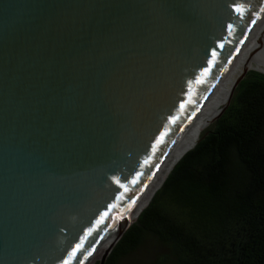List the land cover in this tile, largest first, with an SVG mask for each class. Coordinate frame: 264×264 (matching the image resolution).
Wrapping results in <instances>:
<instances>
[{"label":"water","instance_id":"95a60500","mask_svg":"<svg viewBox=\"0 0 264 264\" xmlns=\"http://www.w3.org/2000/svg\"><path fill=\"white\" fill-rule=\"evenodd\" d=\"M263 19L264 0H0V264H86Z\"/></svg>","mask_w":264,"mask_h":264},{"label":"trees","instance_id":"16d2710c","mask_svg":"<svg viewBox=\"0 0 264 264\" xmlns=\"http://www.w3.org/2000/svg\"><path fill=\"white\" fill-rule=\"evenodd\" d=\"M194 142L102 264L147 237L174 264H264V74L247 70Z\"/></svg>","mask_w":264,"mask_h":264},{"label":"bare ground","instance_id":"6f19581e","mask_svg":"<svg viewBox=\"0 0 264 264\" xmlns=\"http://www.w3.org/2000/svg\"><path fill=\"white\" fill-rule=\"evenodd\" d=\"M248 68H255V70L264 73V19L262 22L256 23L253 29L250 30L246 39L237 49L227 69L221 75L220 79L207 98L197 109L193 118L184 128L175 144L172 146L168 154L144 186L143 190L121 215L101 245L90 255L86 264L93 263L101 253L102 249L111 242L117 233L122 228H128V226L132 224L138 213L148 203L165 176L169 174L168 172L170 171L169 169L172 168L171 166L175 164V161L184 151L194 145V139L199 134L201 129L213 119L218 109L225 104L232 84L237 76L242 70H247ZM204 109H206L204 118L192 128L196 118L199 114L201 115ZM184 138L185 141L183 143Z\"/></svg>","mask_w":264,"mask_h":264},{"label":"rangeland","instance_id":"374dc122","mask_svg":"<svg viewBox=\"0 0 264 264\" xmlns=\"http://www.w3.org/2000/svg\"><path fill=\"white\" fill-rule=\"evenodd\" d=\"M247 70H255V68H248ZM205 111L206 109L202 111L201 115H198L195 123L204 118ZM195 123L193 126H196ZM184 141L185 138L183 143ZM95 261L91 264H94ZM116 264H174V262L165 247L158 244L152 237H147L134 250L120 257Z\"/></svg>","mask_w":264,"mask_h":264},{"label":"snow or ice","instance_id":"6c2138e0","mask_svg":"<svg viewBox=\"0 0 264 264\" xmlns=\"http://www.w3.org/2000/svg\"><path fill=\"white\" fill-rule=\"evenodd\" d=\"M238 11H239V9H238ZM213 56H215V53H213Z\"/></svg>","mask_w":264,"mask_h":264}]
</instances>
